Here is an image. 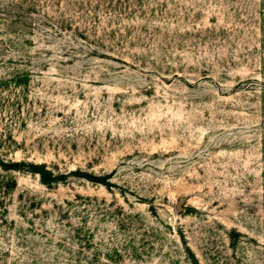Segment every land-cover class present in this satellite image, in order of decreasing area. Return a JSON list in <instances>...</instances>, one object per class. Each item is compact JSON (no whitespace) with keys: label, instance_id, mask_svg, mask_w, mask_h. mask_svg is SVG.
Listing matches in <instances>:
<instances>
[{"label":"rangeland","instance_id":"1","mask_svg":"<svg viewBox=\"0 0 264 264\" xmlns=\"http://www.w3.org/2000/svg\"><path fill=\"white\" fill-rule=\"evenodd\" d=\"M0 264H264V0H0Z\"/></svg>","mask_w":264,"mask_h":264}]
</instances>
